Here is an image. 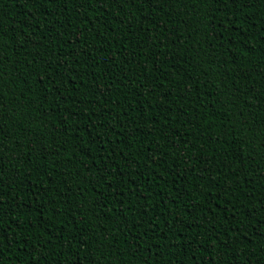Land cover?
I'll list each match as a JSON object with an SVG mask.
<instances>
[{
  "label": "trees",
  "instance_id": "trees-1",
  "mask_svg": "<svg viewBox=\"0 0 264 264\" xmlns=\"http://www.w3.org/2000/svg\"><path fill=\"white\" fill-rule=\"evenodd\" d=\"M0 264H264V0H0Z\"/></svg>",
  "mask_w": 264,
  "mask_h": 264
}]
</instances>
